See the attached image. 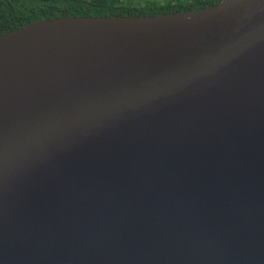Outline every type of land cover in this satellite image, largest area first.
Wrapping results in <instances>:
<instances>
[{
  "label": "water",
  "instance_id": "water-1",
  "mask_svg": "<svg viewBox=\"0 0 264 264\" xmlns=\"http://www.w3.org/2000/svg\"><path fill=\"white\" fill-rule=\"evenodd\" d=\"M0 264H264V0L1 34Z\"/></svg>",
  "mask_w": 264,
  "mask_h": 264
},
{
  "label": "trees",
  "instance_id": "trees-1",
  "mask_svg": "<svg viewBox=\"0 0 264 264\" xmlns=\"http://www.w3.org/2000/svg\"><path fill=\"white\" fill-rule=\"evenodd\" d=\"M221 0H0V35L63 17L157 16L190 12Z\"/></svg>",
  "mask_w": 264,
  "mask_h": 264
}]
</instances>
